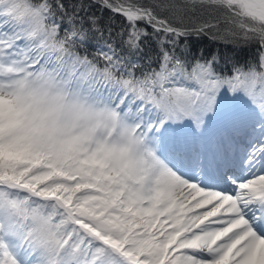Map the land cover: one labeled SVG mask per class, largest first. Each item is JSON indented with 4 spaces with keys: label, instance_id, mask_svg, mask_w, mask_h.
<instances>
[{
    "label": "snow or ice",
    "instance_id": "1",
    "mask_svg": "<svg viewBox=\"0 0 264 264\" xmlns=\"http://www.w3.org/2000/svg\"><path fill=\"white\" fill-rule=\"evenodd\" d=\"M0 264H264V0H0Z\"/></svg>",
    "mask_w": 264,
    "mask_h": 264
},
{
    "label": "trees",
    "instance_id": "2",
    "mask_svg": "<svg viewBox=\"0 0 264 264\" xmlns=\"http://www.w3.org/2000/svg\"><path fill=\"white\" fill-rule=\"evenodd\" d=\"M217 48L220 49L222 53H231L233 49L227 48L225 49L223 46L219 44H213L211 41H208L207 39L200 41V42H194L193 52L198 54L200 49L205 50V55L208 54L210 51H215Z\"/></svg>",
    "mask_w": 264,
    "mask_h": 264
}]
</instances>
